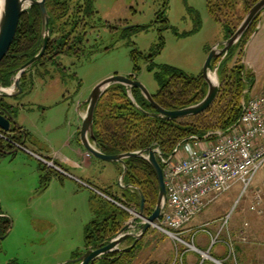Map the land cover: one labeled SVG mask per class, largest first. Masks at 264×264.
<instances>
[{"label": "rangeland", "instance_id": "1", "mask_svg": "<svg viewBox=\"0 0 264 264\" xmlns=\"http://www.w3.org/2000/svg\"><path fill=\"white\" fill-rule=\"evenodd\" d=\"M94 5L97 14L89 19L83 55H60L57 61L61 65L49 63L46 74L35 77L32 90L6 98L9 103L21 104L16 112L18 125L29 129L46 148L51 143L72 157L77 156L76 149L81 144L78 132L83 123L82 112L92 90L111 75H130L135 64L133 52H138L136 63L140 66L135 77L155 94L160 84L154 73L160 66L172 65L194 76L203 74L210 51L226 40V30L210 14L207 0H95ZM162 36L164 47L151 61L149 55L157 51ZM254 45L255 51L245 61L241 46L228 60L230 67L243 61L255 74V84L252 90H246L248 95L243 97L242 105L264 93V28ZM149 63L154 72L148 69ZM26 146L32 147L31 139ZM103 163L104 167L94 170L102 180H98L100 187L112 182L116 191L121 190L118 163ZM44 172L40 161L25 151L19 150L15 157L0 156V215L11 219L7 235L0 237V264H65L85 246V225L96 215L91 211L92 205H85L68 177L62 182L54 175L45 187L41 178ZM263 180L264 170L246 192L244 184L237 182L212 202V223L217 222L210 231L212 236L219 233L217 244L225 248L223 256L217 258L213 250L202 251L191 242L201 250L205 261L264 264V214L251 209L255 190L263 186ZM132 206L139 208L134 203ZM226 219L228 224L222 228ZM219 226L221 230L214 234ZM229 235L236 246V258L228 257ZM132 243L130 238L120 247ZM185 248L191 249L151 228L122 264H149L156 259L180 264Z\"/></svg>", "mask_w": 264, "mask_h": 264}, {"label": "trees", "instance_id": "2", "mask_svg": "<svg viewBox=\"0 0 264 264\" xmlns=\"http://www.w3.org/2000/svg\"><path fill=\"white\" fill-rule=\"evenodd\" d=\"M258 1L207 0V6L212 17L223 24L226 30V39H228L234 34L247 12ZM94 2L95 0H47L50 14V41L42 59L22 76L23 92L32 90L35 77L44 76L46 74L44 71L49 63L61 65L57 61L60 55L71 54L79 58L83 55L87 41V27L90 26L89 19L97 14ZM260 16L261 14L254 19L242 39L231 48L228 56L223 60L218 71L221 80L219 95L203 113L173 120L151 117L135 105L125 85L110 86L101 97L95 110L94 133L98 148L105 154L116 155L147 150L158 145L163 153L169 154L188 137L194 135L203 137L209 130L226 131L236 125L243 112L242 99L248 95L249 90H252L256 80L255 74L247 68L243 61L230 67L228 60L238 47L247 44L260 22ZM41 30L40 8L38 5H32L22 14L14 42L8 54L0 62V84L10 85L14 71L40 51L42 46ZM164 43L162 36L157 51L149 55V60L153 61L154 56L161 52ZM242 49L244 51L245 48L242 47ZM137 55V51L133 52L135 64L132 77L140 70V66L136 63ZM218 61L219 59H216L214 65ZM148 69L152 72L155 71L152 63H149ZM154 74L160 88L157 93L153 94V97L165 109L176 110L196 104L203 100L208 92V84L203 74L190 75L172 65H162ZM132 93L142 109L156 111L139 88H132ZM6 107L17 117L18 107L10 104H6ZM25 135L27 141L30 133L18 124L15 131L11 133V136L20 143H23ZM13 149L15 146L12 143L0 137V156H4L6 151ZM126 164L128 172L124 179V185L131 184L137 188L127 190L121 188L117 192L108 189L102 190L114 199L130 206L132 203L140 206L142 192L145 197V216L148 217L154 211L159 195V181L156 172L148 161L140 157H129L126 159ZM41 168L47 171L41 177L44 185L48 184L53 174L58 175V173L48 170L43 164ZM123 171L124 168L120 165V174ZM111 204V210L107 209L103 217L102 215L96 217L86 226V249L105 245L122 228L123 221L130 217L125 209ZM0 213L2 214L1 208ZM0 221L2 222L0 235H6L11 228V219L1 215ZM136 246L129 252L116 251L106 254L93 264H122L124 257L132 254ZM82 254L83 252H75L73 257L77 258ZM149 264L165 263L151 261Z\"/></svg>", "mask_w": 264, "mask_h": 264}, {"label": "built area", "instance_id": "3", "mask_svg": "<svg viewBox=\"0 0 264 264\" xmlns=\"http://www.w3.org/2000/svg\"><path fill=\"white\" fill-rule=\"evenodd\" d=\"M0 137L12 143L16 150L36 157L48 170L75 179L97 196L125 209L131 217L138 215L139 208L127 206L103 190L78 179L54 159L40 155L30 150L26 144L16 141L11 133L0 130ZM155 150L163 169L168 201L162 216L151 223V228L196 249L184 239L185 227L190 221L237 182L244 184L246 192L257 174L264 170V93L243 103L240 121L228 131L210 130L205 138L197 135L188 137L179 148L176 147L169 154L163 153L160 148ZM85 156L92 155L87 151ZM251 209L264 214V180L263 186L255 190ZM226 224L227 219L222 228ZM196 232L197 230H193L192 236ZM218 236L219 233L212 236V246L220 242ZM226 247L228 257L236 258V246L230 235ZM216 261L220 263L219 260Z\"/></svg>", "mask_w": 264, "mask_h": 264}, {"label": "water", "instance_id": "4", "mask_svg": "<svg viewBox=\"0 0 264 264\" xmlns=\"http://www.w3.org/2000/svg\"><path fill=\"white\" fill-rule=\"evenodd\" d=\"M32 5H38L41 12L42 46L40 51L33 58H31L28 62H26L24 65L14 71L13 76L11 78L12 82L10 85L4 86L0 84V97L2 98H12L23 93L24 89L21 86L22 76L37 61L42 59L47 50L50 41V14L47 8V0H0V62L8 54L14 42L22 14L26 11V9H28ZM259 14H261L260 22L253 34L251 35L244 49L243 59L245 61L247 46L261 27V21L264 15V0H259L257 3H255V5L247 12L244 19L242 20V22L231 37L217 43L210 51L208 58L205 62L203 71V76L208 84V92L205 98L196 104L176 110L165 109L159 103L156 102L153 97V94L150 93L148 88L140 80L129 75H111L100 81L94 87L90 97L86 101L87 108L85 110V113L82 115L83 123L78 132V140L80 141L82 147L88 152H90L91 155L95 158H98L105 162L108 161L121 163L124 168V171L120 176L119 184L120 187L125 190L130 188H137L136 186L131 184L124 185V179L128 172L126 159L129 157H140L148 161L153 166L159 181V195L154 211L150 216L146 217L145 197L144 194L141 192L142 198L138 210V215H134L131 219H129V221H123V226L116 236L111 238L105 245L98 248H89L79 257L71 259L66 263L93 264L95 261H97L106 254H110L116 251L129 252L148 233V231L151 229V223L162 216L168 201V193L164 181L163 169L156 156V150L154 147H150L147 150L130 151L116 155L105 154L98 148L96 143V136L94 133V116L97 105L103 94L107 91L110 86L115 84H123L128 88V93L135 105L141 110H143V112L147 115L158 119L173 120L203 113L215 102L219 95L221 85L218 76V71L225 56L228 54L231 48H233L242 39L245 32L248 30L254 19ZM216 59H219V61L216 63V65H214V61ZM134 87L139 88L141 90L145 98L154 106L156 111L151 112L142 109V107L137 103L135 97L133 96L132 88ZM17 124V117H15L7 107L3 106L0 103V130L8 133H13L17 128ZM198 137L205 138L206 135L203 137ZM25 142L26 135L23 139V143ZM182 142L177 145V148L180 147ZM143 218H146V220ZM5 236L6 235L1 237ZM130 238L134 239L133 243L130 246L120 247L124 241Z\"/></svg>", "mask_w": 264, "mask_h": 264}, {"label": "crops", "instance_id": "5", "mask_svg": "<svg viewBox=\"0 0 264 264\" xmlns=\"http://www.w3.org/2000/svg\"><path fill=\"white\" fill-rule=\"evenodd\" d=\"M264 15L262 17L261 21V31L258 30L254 38L250 41V43L247 46L246 49V55L245 59L251 55V51L253 47H255V40L257 38H261L263 34V28H264V22H263ZM249 65V63H248ZM13 106H18V109L20 108L21 104L15 105L13 103H10ZM17 109V110H18ZM85 113V111L82 112V115ZM17 116V115H16ZM23 127L22 125H20ZM24 130L28 131L30 133V136L28 139H31L32 141V147H28L30 150L43 155L45 157H48L50 159H54L59 165H61L63 168H65L67 171H69L73 176L77 177L78 179L85 181L89 184H91L94 187H97L99 189H108L113 192H117L114 185L112 182H109L108 184H104L105 186L102 188L100 187L98 180L100 181L101 178L98 176L96 173H94V170L98 169L99 167H104L105 161L100 160L98 158H95L94 156L91 157H86L87 150L82 147L81 144H79L77 147V156L72 157L70 155H67L61 151V149L57 148L56 146H53L51 143L49 145V148H46L44 144L42 143L41 140L37 139L34 134L27 129L26 127H23ZM27 142V141H26ZM46 151L44 152V150ZM19 150L13 149L12 151H6V154H11L13 157L17 155ZM45 153V154H44ZM42 165V164H41ZM120 165L121 163H118L117 165V178L120 179ZM47 171H45L42 175H44ZM41 175V177H42ZM57 174H53L51 176L50 181L53 179V176ZM68 176H63V175H57V178H60L62 182H64V178ZM70 178L71 182H74V189L76 191V194H79L81 196V199L84 198L85 205L90 206L92 205L91 211H93V214H96L92 217V219L85 225L86 226L93 221L96 217H102L105 215L106 210H111L112 209V204L111 202L109 203L107 200L103 199L101 196H97L95 192H93L91 189L81 185L78 181L75 179ZM49 181V182H50ZM102 181V180H101ZM48 182V184H49ZM45 185V187L48 186ZM81 189H79V187ZM84 196V197H83ZM93 209V210H92ZM217 220L213 221L212 223V204L209 205L203 212L198 214L194 219L190 221V223L185 227V232H184V237L189 240V242H193L197 245L199 249L202 251L208 250L211 251L213 250V254L217 255V258H220L218 256H223L224 254V248L221 244L213 245L212 246V225L216 224ZM221 226L219 228H216L217 231L214 232L217 233L219 231ZM85 228H84V234H85ZM206 228H210L209 230ZM202 229V230H199ZM155 230V229H153ZM193 230H197L195 236H192ZM7 235V234H6ZM84 246V250H85ZM82 249V250H83ZM81 250V251H82ZM201 250L198 249H187L185 248L183 250V256H182V262L180 264H214L208 261H205L204 256L201 253ZM78 251V250H77ZM76 251V252H77ZM217 258H215L217 260ZM156 261L163 262L162 259H156Z\"/></svg>", "mask_w": 264, "mask_h": 264}, {"label": "flooded vegetation", "instance_id": "6", "mask_svg": "<svg viewBox=\"0 0 264 264\" xmlns=\"http://www.w3.org/2000/svg\"><path fill=\"white\" fill-rule=\"evenodd\" d=\"M131 74H133V73H131ZM131 74L129 75V76H131ZM136 75H134L133 77L134 78H137V77H135ZM132 77V76H131ZM0 103L3 105V106H5L6 107V104H10L7 100H6V98H2V97H0ZM11 105V104H10ZM1 216V215H0ZM0 226H2V222L0 221ZM1 236H4V235H0V237ZM132 241H134V239H132ZM86 249V248H85ZM87 250V249H86ZM86 250H82V251H77V252H85ZM79 257V256H78Z\"/></svg>", "mask_w": 264, "mask_h": 264}]
</instances>
